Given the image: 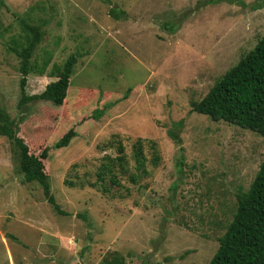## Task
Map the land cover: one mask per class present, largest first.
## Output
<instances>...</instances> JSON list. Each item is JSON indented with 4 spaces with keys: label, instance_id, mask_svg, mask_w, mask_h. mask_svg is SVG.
<instances>
[{
    "label": "rangeland",
    "instance_id": "374dc122",
    "mask_svg": "<svg viewBox=\"0 0 264 264\" xmlns=\"http://www.w3.org/2000/svg\"><path fill=\"white\" fill-rule=\"evenodd\" d=\"M27 26L42 34L33 66L48 64L28 76L27 96L78 56L60 107L19 108L14 50ZM263 37L264 0H0V113L31 154L49 149L50 194L68 213L26 181L19 149L0 137V264H104L114 254L125 264H209L264 161V137L193 104ZM71 129L70 146L54 149Z\"/></svg>",
    "mask_w": 264,
    "mask_h": 264
},
{
    "label": "trees",
    "instance_id": "16d2710c",
    "mask_svg": "<svg viewBox=\"0 0 264 264\" xmlns=\"http://www.w3.org/2000/svg\"><path fill=\"white\" fill-rule=\"evenodd\" d=\"M111 12L114 17H120L119 11L114 9ZM27 28L29 34L26 46L14 50L20 59L19 70L22 75L20 85L23 98L19 108L29 102H49L60 107L68 97L78 56L71 55L62 66L53 68L56 79L49 83L42 93L27 96L28 76L36 70L43 76L48 67V64L42 68L33 66L32 58L41 42L42 34L38 26H27ZM193 108L195 112L207 116L214 122H225L264 137V37L253 50L217 81L201 101L194 103ZM100 115L101 113L96 112L95 118H99ZM174 125L180 130L183 121ZM19 133V124L9 113L1 111L0 137H6L19 149L20 168L26 181L40 183L54 210L60 215L67 216L68 213L61 210L50 194L49 178L43 163V160L49 157V149L46 148L40 156L31 154ZM169 135L181 145L182 140L178 133L170 130ZM76 136L77 132L74 129L69 130L53 148L69 147ZM182 156L183 154L180 159L183 158ZM155 157L158 161V157ZM145 160L142 148H139L137 161L140 170H145ZM180 164L184 165L182 160ZM100 177L102 180L104 176ZM111 181L113 184L117 183L116 180ZM104 264H125V259L119 254H114L112 258L105 260ZM209 264H264V161L248 191L237 194L236 213L225 234L219 239V248Z\"/></svg>",
    "mask_w": 264,
    "mask_h": 264
}]
</instances>
